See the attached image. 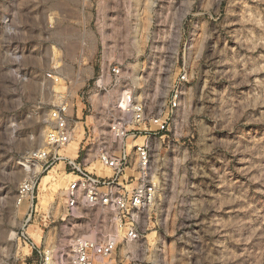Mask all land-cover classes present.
I'll return each instance as SVG.
<instances>
[{
	"label": "clouds",
	"instance_id": "1",
	"mask_svg": "<svg viewBox=\"0 0 264 264\" xmlns=\"http://www.w3.org/2000/svg\"><path fill=\"white\" fill-rule=\"evenodd\" d=\"M0 264H264V0H0Z\"/></svg>",
	"mask_w": 264,
	"mask_h": 264
}]
</instances>
